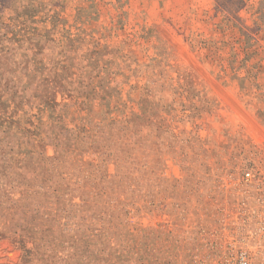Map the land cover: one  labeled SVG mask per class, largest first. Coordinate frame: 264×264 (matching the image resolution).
<instances>
[{
	"label": "rangeland",
	"instance_id": "1",
	"mask_svg": "<svg viewBox=\"0 0 264 264\" xmlns=\"http://www.w3.org/2000/svg\"><path fill=\"white\" fill-rule=\"evenodd\" d=\"M203 116L264 146V0H0V264H209Z\"/></svg>",
	"mask_w": 264,
	"mask_h": 264
},
{
	"label": "built area",
	"instance_id": "2",
	"mask_svg": "<svg viewBox=\"0 0 264 264\" xmlns=\"http://www.w3.org/2000/svg\"><path fill=\"white\" fill-rule=\"evenodd\" d=\"M219 107L217 101L215 114H208L207 109L204 114L216 120ZM206 117H202L201 129L209 134L201 135L199 147L202 173L187 196L199 201L198 221L193 226L184 220L183 226L187 233L197 230L199 249L206 251L209 264H264V146L258 144L251 128L248 132L256 145L248 141L233 147L218 142L219 135L229 133L213 129ZM182 211L188 218V211Z\"/></svg>",
	"mask_w": 264,
	"mask_h": 264
},
{
	"label": "trees",
	"instance_id": "3",
	"mask_svg": "<svg viewBox=\"0 0 264 264\" xmlns=\"http://www.w3.org/2000/svg\"><path fill=\"white\" fill-rule=\"evenodd\" d=\"M46 98V95L44 97H41V100H44ZM45 101V100H44ZM32 135L30 131L28 130V136Z\"/></svg>",
	"mask_w": 264,
	"mask_h": 264
}]
</instances>
